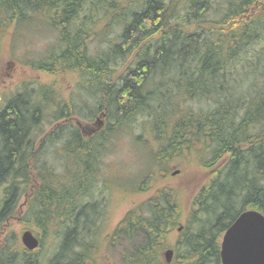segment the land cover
Instances as JSON below:
<instances>
[{
    "label": "trees",
    "instance_id": "trees-1",
    "mask_svg": "<svg viewBox=\"0 0 264 264\" xmlns=\"http://www.w3.org/2000/svg\"><path fill=\"white\" fill-rule=\"evenodd\" d=\"M82 1L0 0V44L4 31L28 25L31 14L42 15L60 38L35 68L55 76L75 73L86 82L87 94L102 97L90 117L96 116L97 124L106 120L104 130L84 137L70 124L75 114L69 105L59 109L56 120L66 107V121L56 124L42 143H62L57 150L64 169L60 174L42 160L44 144L34 148L46 86L40 98L25 88L4 100L0 186L6 183L7 188L0 227L19 201L23 179L29 181L31 159L37 182L25 192V221L42 236L53 234L56 243L52 255L43 258L10 235L0 250V264H98L101 204L91 196L96 169L105 144L136 123V116L147 118L155 141L165 142L159 155L176 160L209 154L204 167L212 174L183 222L180 191L159 185L156 166L164 164L152 159L155 167L140 180L138 173L133 192L151 195L133 203L107 234L109 246H121L120 264H221V239L235 219L246 210L264 215V0H227L221 19L206 28L199 24L213 0H139L136 9L121 14L116 40L93 56L86 52L85 31L72 32ZM179 3L187 6L186 18L179 16ZM118 63H127L122 72L115 71ZM190 100L213 102V109H179L180 102ZM166 106L168 114L157 119ZM72 167L79 169L77 174ZM179 227L171 246L169 237ZM171 247L174 254L166 263L164 252Z\"/></svg>",
    "mask_w": 264,
    "mask_h": 264
},
{
    "label": "rangeland",
    "instance_id": "rangeland-1",
    "mask_svg": "<svg viewBox=\"0 0 264 264\" xmlns=\"http://www.w3.org/2000/svg\"><path fill=\"white\" fill-rule=\"evenodd\" d=\"M226 1L213 0L212 6L207 10L208 12L203 14L204 17L199 26L206 28L208 27L206 23L211 24L214 23L213 21L220 20ZM81 4L82 9L77 14L72 32L76 28L85 31L86 52L88 55L93 56L100 55L107 50L110 45V43H107L108 41L116 40L121 30V23L118 21L122 19V13L128 12L125 11L128 9H136L139 0H83ZM178 7L176 8L179 16L186 18L188 15L185 12L187 6L180 5V8ZM118 8H121L119 12ZM262 10H264V5ZM29 17L28 25L3 32L5 34L4 41L0 44V109L3 107L4 100L25 88L34 90L36 98H40L41 89L46 86L48 92V94L45 93L47 98L46 107L42 108V122L35 129L34 148L36 150L44 144L46 154L42 160L52 166L55 173L63 174V162L57 151L62 143L52 142L51 140H45L42 143V139L55 128L56 124L62 125L66 121L63 118L64 115L69 114L66 107L63 109L61 117L58 116L60 118L56 120L59 109H62L65 104L69 105V109L73 110L75 114L70 124L81 129L84 137H90L92 133L104 130L106 120L102 119L103 121L101 120L97 124L96 116H94V119L90 117L93 112L96 113L97 103L102 97L98 94H87L86 89H84L86 82L81 80L80 77L78 78L75 73H64L55 76L35 68L41 60L46 58L51 46L55 45L57 39L60 38L58 37L60 32L51 29L47 21H43L42 15L31 14ZM106 23H109L108 27H106ZM127 63L129 64V62ZM127 63L122 67L118 63L115 66L117 69L115 71L122 72ZM93 90V88H89L88 91ZM180 108L190 109L197 113L206 112L213 109V102L207 100L182 101L179 103ZM167 109L168 106L158 111L156 118L161 119L167 115ZM136 120V123L134 121L129 124L124 131L116 134L117 136H114L110 142L105 144L107 149L105 148L106 151L101 154L100 164L96 169L98 177L93 182L91 196L92 201L101 204V207H98L99 212H101L98 264H120L119 253L122 248L121 246H109L107 234H110L133 203L144 201L151 195V193L135 195L133 192L138 182V173L140 180V176L144 172L155 167L151 162L152 159H157L159 163L164 164V167L156 166V170L160 171V178H162L159 185L174 187L180 191L179 199L185 214L183 222L187 219L188 212L192 208L194 197L200 188L204 186L209 175L212 174V171L209 172L204 167L209 161L207 158L209 154L202 158L190 157L186 159L181 157L176 160H173L168 153L159 155L162 153L165 142L155 141L152 138L149 134V121L147 118L136 116ZM32 164H34L33 161L28 159L27 176L29 181L25 183L24 180L26 181V179H23L21 185L24 187L20 191L18 203L12 209V218L8 217L10 218L9 221L5 220L3 222L6 225L0 227V229L4 228L2 230L4 232L0 233V243L9 242L6 240L10 239V235H13L12 237H15L16 242L22 246L21 234L29 230L42 241V245L38 246L33 252H37L40 256L46 258L51 256L54 251L55 236L51 233L42 236L36 228L25 221V219H29L26 216L28 205L26 203L27 193L25 192L31 188L33 183L37 182ZM71 171L73 174H77L79 169L72 167ZM6 188V183L0 186V206ZM180 232L175 230L170 235L169 244L171 246L177 243ZM11 243H14V240H11ZM163 257L165 259V256Z\"/></svg>",
    "mask_w": 264,
    "mask_h": 264
},
{
    "label": "water",
    "instance_id": "water-1",
    "mask_svg": "<svg viewBox=\"0 0 264 264\" xmlns=\"http://www.w3.org/2000/svg\"><path fill=\"white\" fill-rule=\"evenodd\" d=\"M21 243L28 251L39 245L29 230L21 234ZM172 257L173 251L168 249L166 262L170 263ZM220 260L221 264H264V215L261 212L246 210L229 226L222 236Z\"/></svg>",
    "mask_w": 264,
    "mask_h": 264
},
{
    "label": "flooded vegetation",
    "instance_id": "flooded-vegetation-1",
    "mask_svg": "<svg viewBox=\"0 0 264 264\" xmlns=\"http://www.w3.org/2000/svg\"><path fill=\"white\" fill-rule=\"evenodd\" d=\"M97 122V121H96ZM47 136V135H46ZM46 136H44V137H46ZM42 141H43V139H42ZM12 215H13V213H12ZM12 215H10L9 217L10 218H12ZM10 218H7L6 220H7V222L9 221V219ZM6 224H3V226H5ZM4 228H2V229H0V233L2 232V230H3ZM4 232V231H3ZM2 232V233H3ZM12 236V235H11ZM5 245H4V243L2 244V242L0 243V250L2 249V247H4Z\"/></svg>",
    "mask_w": 264,
    "mask_h": 264
}]
</instances>
